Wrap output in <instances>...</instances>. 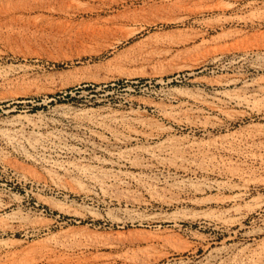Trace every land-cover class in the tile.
I'll return each instance as SVG.
<instances>
[{"label": "rangeland", "instance_id": "374dc122", "mask_svg": "<svg viewBox=\"0 0 264 264\" xmlns=\"http://www.w3.org/2000/svg\"><path fill=\"white\" fill-rule=\"evenodd\" d=\"M260 10L0 0V264H264Z\"/></svg>", "mask_w": 264, "mask_h": 264}, {"label": "bare ground", "instance_id": "6f19581e", "mask_svg": "<svg viewBox=\"0 0 264 264\" xmlns=\"http://www.w3.org/2000/svg\"><path fill=\"white\" fill-rule=\"evenodd\" d=\"M239 19H241V21H243L244 23H249V22H252V23H255L256 21H263L264 20V10H260V11H258V12H256V11H253V12H251V14H249V15H246V16H241V17H239ZM243 33H245V32H242V34ZM236 35H240L238 32H236ZM257 40V39H256ZM252 43V40L248 37L247 38V36H243V38H241V37H239V38H237L236 39V41H235V43L234 44H236V45H243V44H245L246 46H248L249 44H251ZM264 65V64H263ZM230 83V81L229 80H225V81H223V82H221L220 83V86H224V87H226L228 84ZM253 84H245V86L246 87H251ZM260 86V85H259ZM258 86V88H257V93H260L261 95H264V87L263 86H261V87H259ZM253 87V86H252ZM226 90L225 91H217L214 95H213V99H216V100H211V98L212 97H197V99H196V101L199 103V104H203V105H205V106H207L208 108H210V109H212V110H217V109H219L220 108V105H218L217 104V101H219L218 99H221L218 95L220 94V93H224V94H226ZM259 94V95H260ZM225 97H227L230 101H232V102H234V103H236L237 105H251V104H254L256 101H253V103L251 102V98L249 97V96H247V94H237V95H232V96H226L225 95ZM224 102V101H223ZM221 110V109H220ZM81 113V112H80ZM83 113V112H82ZM81 113V114H82ZM85 113V112H84ZM83 113V115H85ZM88 113V112H87ZM66 116V115H65ZM87 116V115H86ZM82 117V116H81ZM96 117V116H95ZM85 118V117H84ZM83 118V119H84ZM88 118H89V116H88ZM93 118V117H92ZM108 119V118H107ZM91 120V119H90ZM94 120V119H93ZM86 121V120H85ZM92 121V120H91ZM96 122V121H95ZM95 122H94V124H95ZM98 122H99V120H98ZM83 123H84V121H83ZM101 123L103 124V122L101 121ZM96 125V124H95ZM99 125V124H98ZM105 125V124H104ZM104 125H102V127L104 126ZM101 126V125H100ZM79 127V126H78ZM93 133V132H92ZM96 133H98V132H96ZM96 133H94V134H96ZM258 133L259 134H262V133H264V130L263 131H258ZM138 134V133H137ZM117 135V134H116ZM136 135V134H135ZM96 136V135H95ZM113 136V135H112ZM104 137V136H103ZM102 137V138H103ZM115 137V136H114ZM47 138V137H46ZM101 138V139H102ZM113 138V137H112ZM120 138V137H119ZM119 138H115V139H118L119 140ZM11 139V138H10ZM36 139V138H35ZM100 139V140H101ZM104 139V138H103ZM114 139V138H113ZM37 141H39V140H36V143H37ZM56 141V140H55ZM34 143V142H33ZM31 144V143H30ZM40 144H41V142H40ZM32 145V144H31ZM42 145V144H41ZM40 145V147H43V148H45L43 145L41 146ZM48 146V145H47ZM33 147V146H32ZM37 147V146H36ZM35 147V145H34V149L36 148ZM147 147V146H146ZM38 148V147H37ZM56 148V147H55ZM32 149V148H31ZM33 149V150H34ZM69 149V148H68ZM162 149V148H161ZM41 150V149H40ZM105 150V149H104ZM146 151L149 153V154H151L152 155V157L154 156L155 157V153L156 152H158L159 150H155V148H154V151L153 150H148V149H146ZM107 151H105V153H106ZM109 152V151H108ZM159 153V152H158ZM112 157H119L121 160H122V162H124V164L126 165V164H128V165H135V160H133V159H130L129 157L127 158L126 156H123L122 155V153L120 152V153H109ZM160 155H161V153H160ZM156 156H158V154L156 155ZM153 157V158H154ZM159 157V156H158ZM160 158V157H159ZM156 159H158L157 157H156ZM161 160V159H160ZM160 163V162H159ZM165 167V166H164ZM83 169H85V168H83ZM82 169V170H83ZM150 171V170H149ZM96 172V171H95ZM168 172V171H167ZM208 185H206V187H207ZM178 188V190L179 189H182V187H180V186H177ZM184 188V187H183ZM207 188H213V186L212 185H210L209 184V187H207ZM206 188V189H207ZM204 190L205 189H202L201 187H198V188H195L194 189V193L197 195L198 193H201V192H204ZM182 191V190H181ZM207 200L208 199H200V198H197V197H195V198H190V199H188V198H183V199H177V202H180V203H183V202H190L191 204H203V203H206L207 202ZM175 203V201L173 200V199H167V200H164V202H163V204H166V205H169V206H171V205H173ZM4 205H3V203H1L0 202V208H2ZM173 219L174 220H177L176 222H178V221H181L182 220V217H177V216H174L173 217ZM234 263L235 264H240V262H238L237 263V260L236 259H234Z\"/></svg>", "mask_w": 264, "mask_h": 264}]
</instances>
